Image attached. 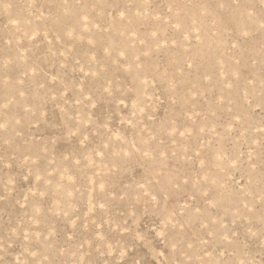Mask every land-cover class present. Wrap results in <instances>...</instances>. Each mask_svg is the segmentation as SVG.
I'll return each instance as SVG.
<instances>
[{
    "label": "rangeland",
    "instance_id": "obj_1",
    "mask_svg": "<svg viewBox=\"0 0 264 264\" xmlns=\"http://www.w3.org/2000/svg\"><path fill=\"white\" fill-rule=\"evenodd\" d=\"M0 264H264V0H0Z\"/></svg>",
    "mask_w": 264,
    "mask_h": 264
}]
</instances>
